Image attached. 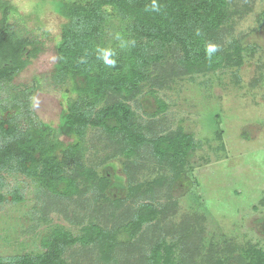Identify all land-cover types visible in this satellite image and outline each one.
<instances>
[{"label": "rangeland", "instance_id": "obj_1", "mask_svg": "<svg viewBox=\"0 0 264 264\" xmlns=\"http://www.w3.org/2000/svg\"><path fill=\"white\" fill-rule=\"evenodd\" d=\"M9 1L10 22L40 52L12 84H0V100L12 85H34V115L70 143L73 137L61 130L62 115L76 93L72 82L61 84L53 77L66 22L60 0ZM233 1L225 39L227 45L240 41L241 65L174 76L163 85L151 78L129 102L150 134L179 128L194 134L195 148L181 171L176 174L143 149L128 174L127 160L113 157L105 137L91 130L85 162L95 178L78 195H58L32 178L4 172L1 258L41 252V241L59 226L84 236L93 224L112 233L104 241L69 247L71 264H144L141 256L160 238L169 245L167 257L176 262L190 257L188 264H214L219 257H228L227 264L244 263L246 247H264V0ZM1 19L0 13V24ZM106 171L111 173L102 180ZM16 187L22 190V202L10 194ZM146 200L178 204L165 219L144 225L133 238L136 246L127 250L126 224Z\"/></svg>", "mask_w": 264, "mask_h": 264}, {"label": "trees", "instance_id": "obj_2", "mask_svg": "<svg viewBox=\"0 0 264 264\" xmlns=\"http://www.w3.org/2000/svg\"><path fill=\"white\" fill-rule=\"evenodd\" d=\"M234 2L60 0L58 8L66 22L57 46L58 63L53 77L61 84L72 82L76 93L68 100L61 125L62 132L73 137V141L66 144L59 140L50 124L36 118L31 99L34 85L7 88L0 100V210L6 202L4 172L32 178L58 195L80 194L95 178L85 162L91 130H97L100 138L105 137L113 157L123 156L127 160L128 174L135 170L131 167L133 159L143 149L179 173L195 148L194 134L182 128L150 134L149 127L137 121L129 102L151 78L163 85L174 76L241 65L240 41L227 45L225 39V28L235 11ZM154 3L158 11L152 10ZM12 10L9 0H0V84L7 85L40 52L36 42L14 28L10 22ZM209 44L217 48L211 57L206 51ZM106 53L113 65L105 62ZM160 104L165 109V103ZM110 173L106 171L102 180L108 179ZM161 183L159 180L157 184ZM10 194L16 202L24 201L20 187ZM177 204V200L164 204L140 202L126 224L130 239L127 250L136 246L133 238L144 225L165 219ZM109 233L112 232L93 224L88 234L74 236L59 226L41 241V252L7 260L0 257V264H71L66 257L69 247L104 241ZM168 246L166 238L158 239L141 260L144 264H188L190 257L180 262L167 257ZM244 258V263L237 264H264V247H246ZM227 262L228 257H219L214 264Z\"/></svg>", "mask_w": 264, "mask_h": 264}, {"label": "clouds", "instance_id": "obj_3", "mask_svg": "<svg viewBox=\"0 0 264 264\" xmlns=\"http://www.w3.org/2000/svg\"><path fill=\"white\" fill-rule=\"evenodd\" d=\"M152 10H156V11H158V8H157V6L155 5V3H154L153 6H152ZM206 51H207V54L209 55V57H211V54L214 53V52H216V51H217V48H216L215 45L209 44V45L207 46V50H206ZM104 59H105V62H106L108 65H113V64H114V61H113V60L108 59V54H107V53L105 54Z\"/></svg>", "mask_w": 264, "mask_h": 264}]
</instances>
